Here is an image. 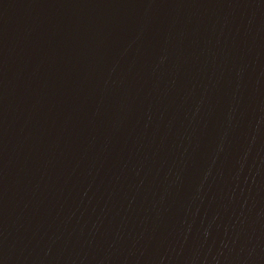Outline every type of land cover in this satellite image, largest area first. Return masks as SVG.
I'll return each instance as SVG.
<instances>
[{"label": "water", "instance_id": "1", "mask_svg": "<svg viewBox=\"0 0 264 264\" xmlns=\"http://www.w3.org/2000/svg\"><path fill=\"white\" fill-rule=\"evenodd\" d=\"M0 264H264V0H0Z\"/></svg>", "mask_w": 264, "mask_h": 264}]
</instances>
